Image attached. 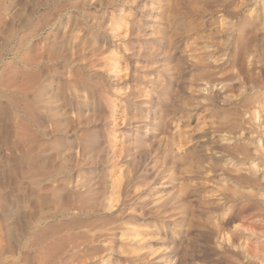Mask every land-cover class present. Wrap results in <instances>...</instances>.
<instances>
[{
    "label": "rangeland",
    "instance_id": "obj_1",
    "mask_svg": "<svg viewBox=\"0 0 264 264\" xmlns=\"http://www.w3.org/2000/svg\"><path fill=\"white\" fill-rule=\"evenodd\" d=\"M260 13L0 0V264H264V158L229 163L264 139Z\"/></svg>",
    "mask_w": 264,
    "mask_h": 264
},
{
    "label": "bare ground",
    "instance_id": "obj_2",
    "mask_svg": "<svg viewBox=\"0 0 264 264\" xmlns=\"http://www.w3.org/2000/svg\"><path fill=\"white\" fill-rule=\"evenodd\" d=\"M260 14L261 15H259V18H260L262 27H259L258 28L256 22H253V23H251L252 29H249V30L255 31L254 32L255 38H258L257 33L259 31H264V13H260ZM260 35H262V34L260 33ZM260 45H261V50H260L259 54L256 55L255 57L254 56L251 57V55L250 56L249 55L246 56L241 51H240V54H239V57H238V60L240 58H243V60H244L245 57H247L250 60L248 62H252V61H255L256 60L255 63L257 62V63L260 64L259 65V72L257 73L258 74V80L261 82L260 83V90H258V91H260L259 92L260 94L257 95L254 100L252 99L253 101L250 100V99H247V102L244 101L245 104L243 105L244 107L246 105L245 115L248 114L249 117H252L254 120L258 121L259 123H260L261 118L264 117V36H262L260 38ZM238 60H236V61H238ZM252 69L250 68L249 70L251 71ZM252 75L250 74V80H251V82H254L255 83V80L256 79ZM207 86L204 87L203 90L205 92H207L212 99H216V100L218 99L217 98V94H215L214 91H218V92L221 93V98L219 100L222 103H227V102H229L231 100V98L233 99V96L234 95H231V93H229V92H222V89L225 87V85H223L222 88H217V87L215 88V86H211V85H210V87H207ZM256 87H258V85ZM252 103H254V104H252ZM232 124H233V126L235 125L234 123H229V125H232ZM259 126H260V124H259ZM259 128L262 130V126H260ZM252 129H253V127H252ZM257 137H259V139H257V141L254 143V149H251L249 147L250 144L249 145L246 144V145H243L242 148L240 147L238 150L237 149H234L235 152L229 153L232 156H235V157L238 158V160H234L232 158L230 160V162H229V163L233 164V166H236L237 167V170L240 169L239 167H242L244 164L248 163L249 166L247 168V173L250 174V175H256V176L260 172V166H261L260 165V159L263 160V158H264L263 157L264 156V139H263V136L260 133H258V136ZM239 156H242V158H240ZM256 251H258V250H256ZM262 262H264V257H262Z\"/></svg>",
    "mask_w": 264,
    "mask_h": 264
}]
</instances>
